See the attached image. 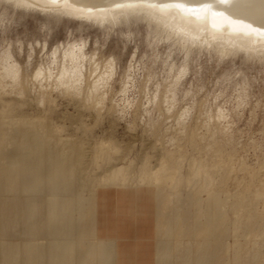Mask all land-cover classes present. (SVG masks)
<instances>
[{
	"label": "rangeland",
	"instance_id": "obj_1",
	"mask_svg": "<svg viewBox=\"0 0 264 264\" xmlns=\"http://www.w3.org/2000/svg\"><path fill=\"white\" fill-rule=\"evenodd\" d=\"M61 12L0 0V166L21 171L35 154L19 145L37 131L73 177L37 198L43 209L26 218L8 207L0 176V264H57L44 256L48 247L61 251V264H105L93 200L115 167L126 186L155 193L156 264H264V56L221 51L141 15L111 23ZM64 67L77 69L72 83L60 81ZM176 157L188 176L192 158L209 163L220 220L209 219L199 181L159 190L139 181L143 164L153 171ZM191 197L203 202L196 210ZM199 216L205 225L190 229ZM10 249L16 256L6 258Z\"/></svg>",
	"mask_w": 264,
	"mask_h": 264
},
{
	"label": "bare ground",
	"instance_id": "obj_2",
	"mask_svg": "<svg viewBox=\"0 0 264 264\" xmlns=\"http://www.w3.org/2000/svg\"><path fill=\"white\" fill-rule=\"evenodd\" d=\"M12 2L25 7H41L43 10L49 9L55 10V12L62 11L73 16L98 22L112 21L111 23H113L114 20H119V17L122 16L131 15L132 17V14H134L139 17L141 15L147 17L149 20H154L158 24L164 25L169 32L180 33L177 35H182L187 39H196L198 42L202 41L214 44L220 47L221 51L224 49L231 51L242 50L248 56L257 55V53H261L264 56V0H12ZM67 54L66 56H68ZM73 59L75 58L73 57ZM76 70V68L72 69L70 71L71 74L68 73L67 75L66 68L61 69L59 74L60 81L64 83L65 78L69 82L71 81V83L75 81L77 75ZM15 71L12 68L9 71L7 69L6 72L16 74ZM67 80L65 83L68 82ZM193 135L195 134L193 133ZM4 136L2 139H4ZM7 143L8 141H6ZM19 148L26 152H32L35 155L32 157L29 156L30 158L26 159L27 163L22 164L21 171L14 164L8 168L2 165L0 166L1 185L3 186L2 195L5 196L6 203L9 205L8 207L21 211L20 213L26 218L29 216L35 217L38 208L43 209V205L38 204L37 198L39 200L46 191L57 192L71 185L73 182L72 166L62 163L61 154L54 151L50 144L44 141L42 132L35 131L33 143L28 145L21 142ZM44 160H49L51 163L46 170H43L41 167ZM198 161L192 158L191 163L188 165L189 176L182 173V163L179 157L171 158L168 161H161L160 167L153 171L146 164H143L139 174V181H146L148 184H153L156 190H159L163 182L166 181H170L171 187L182 184L183 179L186 180V183L191 182L193 185H196V182L199 181V188L205 191L207 190L209 193L206 199L203 200L205 207L210 208L211 215L209 219L220 220L224 214V211L218 207L221 205L220 198L215 192L208 190L212 180V175L209 174V163L202 164L204 160L202 161L200 159ZM121 168H112L99 181L100 186H126L128 179L121 172ZM27 170L32 173L28 176L23 175L22 173L27 172ZM199 172L203 173L204 177L198 176L197 174H200ZM41 183H45L43 190L40 189L36 193L34 191V195L30 199H19L21 192L28 191L32 189L31 187H34L35 190L36 185ZM157 197L159 198V196ZM29 200L32 203H29ZM201 202V199L191 197V205L194 210L199 208ZM199 220L200 216L187 221L186 224L191 225L190 229L193 225L195 226L194 229H201L205 223ZM60 225H62L61 221ZM218 233H220L219 230ZM45 253L44 256L48 260L51 259L57 264H61V251L48 247ZM3 255L6 258H13L16 256V252L13 249L5 250Z\"/></svg>",
	"mask_w": 264,
	"mask_h": 264
},
{
	"label": "crops",
	"instance_id": "obj_3",
	"mask_svg": "<svg viewBox=\"0 0 264 264\" xmlns=\"http://www.w3.org/2000/svg\"><path fill=\"white\" fill-rule=\"evenodd\" d=\"M93 236L105 264H156L158 221L149 185L100 186L93 200Z\"/></svg>",
	"mask_w": 264,
	"mask_h": 264
}]
</instances>
